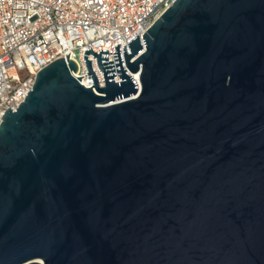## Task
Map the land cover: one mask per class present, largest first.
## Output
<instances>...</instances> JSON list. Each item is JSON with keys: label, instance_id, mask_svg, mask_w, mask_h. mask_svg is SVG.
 I'll list each match as a JSON object with an SVG mask.
<instances>
[{"label": "water", "instance_id": "obj_1", "mask_svg": "<svg viewBox=\"0 0 264 264\" xmlns=\"http://www.w3.org/2000/svg\"><path fill=\"white\" fill-rule=\"evenodd\" d=\"M143 37L120 82L91 48L94 87L60 57L5 110L0 264H264V0H177Z\"/></svg>", "mask_w": 264, "mask_h": 264}, {"label": "built area", "instance_id": "obj_2", "mask_svg": "<svg viewBox=\"0 0 264 264\" xmlns=\"http://www.w3.org/2000/svg\"><path fill=\"white\" fill-rule=\"evenodd\" d=\"M177 0H0V124L5 110L17 109L18 99L26 96L37 74L57 58L69 55L76 62L75 77L83 85H94L84 60L87 50L100 54L108 50L114 59L124 46L143 35ZM124 39V40H123ZM99 87L106 86L97 57L87 55ZM11 72H22L23 75ZM90 78L91 83L85 80Z\"/></svg>", "mask_w": 264, "mask_h": 264}, {"label": "bare ground", "instance_id": "obj_3", "mask_svg": "<svg viewBox=\"0 0 264 264\" xmlns=\"http://www.w3.org/2000/svg\"><path fill=\"white\" fill-rule=\"evenodd\" d=\"M132 77L134 78L135 81L139 82V78H140L139 74H132ZM85 83L86 84H90L91 83V79L90 78L86 79Z\"/></svg>", "mask_w": 264, "mask_h": 264}, {"label": "rangeland", "instance_id": "obj_4", "mask_svg": "<svg viewBox=\"0 0 264 264\" xmlns=\"http://www.w3.org/2000/svg\"><path fill=\"white\" fill-rule=\"evenodd\" d=\"M13 74H17V75H23V73H22V72H11V75H13Z\"/></svg>", "mask_w": 264, "mask_h": 264}]
</instances>
